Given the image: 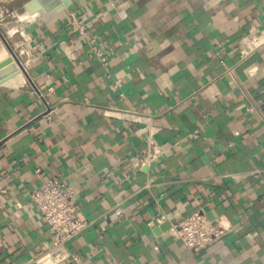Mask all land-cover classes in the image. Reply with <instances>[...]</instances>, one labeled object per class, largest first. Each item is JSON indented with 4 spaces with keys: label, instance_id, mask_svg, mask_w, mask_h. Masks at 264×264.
<instances>
[{
    "label": "crops",
    "instance_id": "1",
    "mask_svg": "<svg viewBox=\"0 0 264 264\" xmlns=\"http://www.w3.org/2000/svg\"><path fill=\"white\" fill-rule=\"evenodd\" d=\"M3 2L0 45L36 48L0 84V264L54 253L30 194L55 176L91 221L64 264H264V2ZM150 114L163 153L140 165ZM196 211L229 227L191 251L173 226Z\"/></svg>",
    "mask_w": 264,
    "mask_h": 264
},
{
    "label": "built area",
    "instance_id": "2",
    "mask_svg": "<svg viewBox=\"0 0 264 264\" xmlns=\"http://www.w3.org/2000/svg\"><path fill=\"white\" fill-rule=\"evenodd\" d=\"M261 1L264 2V0ZM72 27L81 34H86L85 26L79 22L75 14H72ZM7 43L10 56L16 57L25 70L36 47L30 40ZM96 55L105 65L109 64L108 55L101 51ZM252 109L250 107V110ZM106 111L113 112L112 110ZM153 115L150 114L146 117L147 121L144 126L146 146L137 155L140 165L151 164L163 153V148L156 138V133L161 130L162 126L153 122ZM30 199L39 215L47 222L49 232L53 237L54 253L46 264H64L72 257L67 246L68 241L87 228L91 221L83 214L75 199L73 189L61 177L55 176L46 179L41 187L32 190ZM225 223L223 216L210 218L204 212L196 211L179 220L173 229L185 247L191 251H199L208 247L225 233L229 227ZM1 244L2 242H0ZM73 259L78 261L77 257H73Z\"/></svg>",
    "mask_w": 264,
    "mask_h": 264
},
{
    "label": "water",
    "instance_id": "3",
    "mask_svg": "<svg viewBox=\"0 0 264 264\" xmlns=\"http://www.w3.org/2000/svg\"><path fill=\"white\" fill-rule=\"evenodd\" d=\"M72 4L73 0H27L24 2L23 6L26 11L36 15L45 12L59 14L68 9ZM12 58L11 56L0 61V84L25 71L17 58L14 57V61ZM166 226H168V224L162 225V228Z\"/></svg>",
    "mask_w": 264,
    "mask_h": 264
},
{
    "label": "rangeland",
    "instance_id": "4",
    "mask_svg": "<svg viewBox=\"0 0 264 264\" xmlns=\"http://www.w3.org/2000/svg\"><path fill=\"white\" fill-rule=\"evenodd\" d=\"M25 1H27V0H4L3 3L6 4L8 10H9L8 13H5V14H4V17H5L6 14H8V15L11 17L12 15L17 14L18 11H21V10L25 9L24 6H23V4H24ZM22 7H23V9H22ZM32 16H35V14H32ZM0 26H1V25H0ZM1 27H2V29H3V26H1ZM7 42H8V41H4V42H2L0 46H4L7 50H9V47H8L9 45H8ZM10 43H11V42H10ZM8 52H9V51H8ZM8 54H9L8 57H11V56H10V52H9ZM12 59H13V58H12ZM13 61H14V60H13Z\"/></svg>",
    "mask_w": 264,
    "mask_h": 264
},
{
    "label": "bare ground",
    "instance_id": "5",
    "mask_svg": "<svg viewBox=\"0 0 264 264\" xmlns=\"http://www.w3.org/2000/svg\"><path fill=\"white\" fill-rule=\"evenodd\" d=\"M25 14H27L29 17H33L32 14L29 13L28 11H26ZM262 39H264V35H263ZM8 53H9L8 50L4 46H0V61L9 58Z\"/></svg>",
    "mask_w": 264,
    "mask_h": 264
}]
</instances>
